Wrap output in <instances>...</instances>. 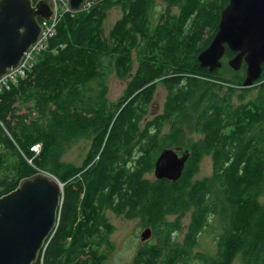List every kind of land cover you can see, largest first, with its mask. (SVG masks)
<instances>
[{
  "label": "trees",
  "instance_id": "obj_1",
  "mask_svg": "<svg viewBox=\"0 0 264 264\" xmlns=\"http://www.w3.org/2000/svg\"><path fill=\"white\" fill-rule=\"evenodd\" d=\"M157 1L166 6L155 22ZM227 3L96 0L63 13L31 71L2 89L0 197L38 170L64 184L57 228L35 264H104L97 250L82 258L92 246L90 210L100 203L117 214L127 207V218L151 229L131 264H264V64L244 89L243 75L224 61L210 73L196 59ZM114 6L122 15L106 33ZM232 56L226 49L224 59ZM111 75L129 78L116 104L106 99ZM158 84L162 111L147 118ZM85 135L92 140L82 165L60 161ZM166 148L188 152L181 176L146 178ZM204 157L212 173L195 179Z\"/></svg>",
  "mask_w": 264,
  "mask_h": 264
},
{
  "label": "water",
  "instance_id": "obj_2",
  "mask_svg": "<svg viewBox=\"0 0 264 264\" xmlns=\"http://www.w3.org/2000/svg\"><path fill=\"white\" fill-rule=\"evenodd\" d=\"M93 1L96 0L66 3L75 13ZM52 15V0H0V78L19 65L23 54L42 33L40 20L48 22ZM226 49L234 54L227 62L233 71L245 65L242 88L253 87L264 64V0H228L213 38L197 55L199 66L210 73L219 70ZM177 151L164 149L159 154L154 162L156 179L175 181L181 176L188 152L179 156ZM63 186L57 178L37 171L0 197V264L38 261L57 225ZM151 233L146 228L141 241Z\"/></svg>",
  "mask_w": 264,
  "mask_h": 264
},
{
  "label": "rangeland",
  "instance_id": "obj_3",
  "mask_svg": "<svg viewBox=\"0 0 264 264\" xmlns=\"http://www.w3.org/2000/svg\"><path fill=\"white\" fill-rule=\"evenodd\" d=\"M165 4L161 1H157L153 11V17L155 22L161 13L165 11ZM172 14H177L178 10L176 8L172 9ZM122 11L119 6L112 7L109 12L107 19L104 24L105 32L108 33L110 29L114 26L116 21L121 17ZM228 59H224V64H227ZM228 65V64H227ZM136 68V66H135ZM222 68V67H221ZM129 78L118 79L116 75H111L108 81V93L106 99L108 104H116L124 94V90L127 85ZM166 95V89L162 84H158L154 98L149 104L147 118H150L153 113H160L162 111L163 101ZM143 124V122H142ZM194 137V133L192 134ZM194 140V138H191ZM197 140L198 137H195ZM92 140V135L82 136L75 140H72L66 147L63 154L60 157V161L68 164H73L77 167L81 166L88 150L90 149V144ZM180 151H184V148H179ZM31 163V160H27ZM81 164V165H80ZM43 171V170H38ZM44 172V171H43ZM46 173V171H45ZM49 173V171H48ZM46 173V174H48ZM212 173V166L209 157H204L199 165V171L195 175V179H201L203 177L209 176ZM149 174V173H148ZM146 175L145 177L153 180V175ZM54 176V175H53ZM261 202L264 204V194L261 196ZM173 219V218H171ZM108 220L112 226V230L109 233V240L111 242V248L101 251L106 252V261L104 264H131L134 257L136 249L145 242L152 241L151 236L146 241H141L142 232L149 227H142L140 225L139 218H124L116 216L114 214L108 213ZM188 223V217L183 220V230H185ZM182 235L178 237L181 239ZM197 250V249H195ZM232 264H243L240 257H237Z\"/></svg>",
  "mask_w": 264,
  "mask_h": 264
},
{
  "label": "built area",
  "instance_id": "obj_4",
  "mask_svg": "<svg viewBox=\"0 0 264 264\" xmlns=\"http://www.w3.org/2000/svg\"><path fill=\"white\" fill-rule=\"evenodd\" d=\"M53 1V15L47 22L46 20H41V35L39 39L32 44L28 50L23 54V57L19 63V65L11 69L5 76L0 78V92L2 89L8 90L11 87V84L16 83L19 79H24L28 72L34 66L35 57L42 51H45L48 47V41L56 34V26L65 12H71L67 7L66 0H52ZM92 3H85L82 7L83 10L87 9ZM73 13V12H72ZM30 150L35 154H39L41 150V145L36 144L33 145ZM47 173V172H46ZM49 174V173H48ZM51 175V174H49ZM54 177L53 175H51ZM55 178V177H54ZM56 179V178H55ZM57 225L55 227V230ZM55 230L53 231L52 235L50 236L49 240L52 238ZM48 240V242H49ZM47 242V243H48ZM46 243V245H47ZM45 245V247H46Z\"/></svg>",
  "mask_w": 264,
  "mask_h": 264
},
{
  "label": "flooded vegetation",
  "instance_id": "obj_5",
  "mask_svg": "<svg viewBox=\"0 0 264 264\" xmlns=\"http://www.w3.org/2000/svg\"><path fill=\"white\" fill-rule=\"evenodd\" d=\"M233 56H234V54H233ZM224 58L225 57H223V59H222V63L224 61ZM244 71L245 70L242 69V68H240V70L238 71V72L241 73V75H243V80H244V77H245ZM155 115H157V113L151 114L150 117H154ZM139 141H140V139L138 137L129 139V143H131V144H136ZM184 152H185V150L182 152L179 149V151H177V154L179 156H181ZM160 153L157 154L156 159H157V157L159 156ZM153 172H154V168H153L152 172L149 173L148 175L151 174V175L154 176ZM95 205H96V207H94V208H96V209L93 208V209L90 210L91 221L93 220L91 222V227H92L91 230H92V233H93L92 242H91L92 246L90 245L91 246L90 253L88 255H84L82 258L86 259V258L96 257L95 252L97 250L98 255H100V256L103 255L105 257V261H106L107 260L106 259V255H105L106 252L101 251V249L105 250L106 248L107 249L111 248V242L109 240V235H110L109 233H110V228L112 226L110 225V222L108 220V213H111V214H114L116 216H120V217L126 218V214L125 213H126V208L127 207H125V211H124L123 214H117V213L113 212L112 210H110L109 208L102 206V203H100V205H98V204H95ZM81 220H82V217H80L78 219V223ZM140 225H141V223H140ZM97 244H99V245H97ZM101 252H102V254H101Z\"/></svg>",
  "mask_w": 264,
  "mask_h": 264
},
{
  "label": "bare ground",
  "instance_id": "obj_6",
  "mask_svg": "<svg viewBox=\"0 0 264 264\" xmlns=\"http://www.w3.org/2000/svg\"><path fill=\"white\" fill-rule=\"evenodd\" d=\"M93 2H95V1H93ZM87 3H92V2H87ZM109 35V34H108ZM231 69V68H230ZM218 72V71H217ZM163 82V81H162ZM239 96V95H238ZM240 97V96H239ZM247 98V97H246ZM145 115V114H144ZM135 131H136V129H135ZM157 131V130H156ZM88 133V132H87ZM162 136V135H161ZM164 137V136H163ZM167 139V138H166ZM169 141V140H168ZM66 143V142H65ZM91 145V144H90ZM156 147V146H155ZM43 148V147H42ZM167 149V148H166ZM168 149H173V148H168ZM81 165V164H80ZM183 172V171H182ZM157 181V180H156ZM162 181V180H161ZM65 192V191H64ZM85 194V193H84ZM84 197V196H83ZM105 200H107V199H105ZM83 201V200H82ZM109 203V202H108ZM99 205V204H98ZM103 205V204H102ZM109 206V205H108ZM88 207V206H87ZM90 207V206H89ZM94 209H96V208H94ZM123 209V208H122ZM126 214V213H125ZM93 215V214H92ZM90 216V215H89ZM98 217V216H97ZM93 221V220H92ZM68 227H70V226H68ZM77 227V226H76ZM208 229V228H207ZM76 231V230H75ZM210 235V234H209ZM157 236V235H156ZM73 239V238H72ZM94 242V241H93ZM184 243V242H183ZM215 243H216V241H215ZM182 244V243H181ZM97 245H99V244H97ZM200 245V244H199ZM91 248V247H90ZM107 250V249H106ZM92 253V252H91ZM101 254H102V252H101ZM107 255V254H106ZM94 256V255H93ZM95 260V259H94ZM100 261V260H99Z\"/></svg>",
  "mask_w": 264,
  "mask_h": 264
}]
</instances>
